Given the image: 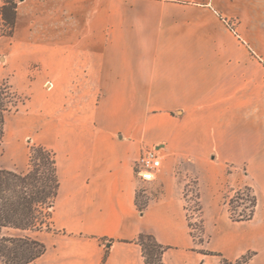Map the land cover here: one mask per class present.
I'll use <instances>...</instances> for the list:
<instances>
[{
	"label": "crops",
	"instance_id": "0c3cea01",
	"mask_svg": "<svg viewBox=\"0 0 264 264\" xmlns=\"http://www.w3.org/2000/svg\"><path fill=\"white\" fill-rule=\"evenodd\" d=\"M3 80L26 98L5 116L0 168L25 172L30 144L56 160L51 228L2 230L45 244L33 264H144L142 232L169 246L164 264H220L203 251L264 264V0H17ZM147 147L165 164L140 212L134 162ZM180 159L214 219L201 248L171 172ZM228 168L257 197L250 220L222 209Z\"/></svg>",
	"mask_w": 264,
	"mask_h": 264
},
{
	"label": "trees",
	"instance_id": "16d2710c",
	"mask_svg": "<svg viewBox=\"0 0 264 264\" xmlns=\"http://www.w3.org/2000/svg\"><path fill=\"white\" fill-rule=\"evenodd\" d=\"M17 0H1L0 21L5 26L1 35L10 36L16 18ZM24 102L7 80L0 82V145L4 137L6 113L17 109ZM59 180L54 152L41 145L29 147L28 166L25 172L0 168V262L3 264H33L46 250L41 241L26 235L4 234V228H14L21 232L50 229L51 208L57 195ZM228 204L229 218L233 222L250 220L255 214L257 197L251 187L243 185L233 190ZM236 202V204H234ZM148 202L136 206L143 211ZM239 204L242 208L237 212ZM237 213V214H236ZM189 232L194 243L201 244L204 239L195 241L192 228H203L198 222H188ZM206 240V239H205ZM208 240V239H207ZM206 240V241H207ZM135 242L140 246L144 264H164L163 253L169 248L160 244L151 233H139ZM220 256V264H245L252 252H247L236 260H228L219 253L205 252ZM106 254L102 259V264Z\"/></svg>",
	"mask_w": 264,
	"mask_h": 264
},
{
	"label": "rangeland",
	"instance_id": "374dc122",
	"mask_svg": "<svg viewBox=\"0 0 264 264\" xmlns=\"http://www.w3.org/2000/svg\"><path fill=\"white\" fill-rule=\"evenodd\" d=\"M1 3V0H0ZM5 26L3 23L0 21V35L4 31ZM21 97L24 98L25 101V95H21ZM22 105L19 104L17 109H12L9 112L6 113V118H7V124H10L13 122L15 119V116L17 114V111ZM5 131V130H4ZM30 143V139L27 140ZM4 137L2 140V143L0 145V157L2 158L4 155ZM32 145V144H30ZM161 156V167L159 171L163 168L165 159L163 158V155L159 153ZM171 172L175 180L177 181L179 188L181 190L182 198L184 201V206L188 207V212H186L187 215V221L191 223L192 225L195 226V224L198 222L199 225L202 226V230H198L197 228L193 227L192 232L195 237V241L198 242L199 238H203L204 241L201 244L195 243L196 247H204L205 241L208 239V232L204 231V226L206 227H213L214 225V219H210L206 223L205 219L202 218V213H201V206H200V200H199V185H198V170L194 166L192 161L185 160V159H180L174 162V164L171 167ZM231 172L230 168L227 169L226 171V180H224L221 190H220V201L222 205V209L224 210V213L229 218V214L227 211L228 204H223L224 201L229 202L231 201V197L234 194V189L241 187L243 185H249L246 181L245 178V171L244 169H240L237 174H235L234 179L232 181L229 180V173ZM155 180V179H154ZM153 181L151 182H143L140 179H138V191L136 194V203L138 206L144 205V203L148 202L150 198L149 194V185L152 184ZM250 187V186H249ZM147 190V192H146ZM236 204V202H234ZM184 207V208H185ZM242 208V205L239 204V207H237V212ZM260 212V208L258 209ZM237 214V213H236ZM206 239V240H205Z\"/></svg>",
	"mask_w": 264,
	"mask_h": 264
},
{
	"label": "built area",
	"instance_id": "2783aa9c",
	"mask_svg": "<svg viewBox=\"0 0 264 264\" xmlns=\"http://www.w3.org/2000/svg\"><path fill=\"white\" fill-rule=\"evenodd\" d=\"M160 150L155 147H147L141 151L134 162V171L143 182H151L161 167ZM185 207V206H184ZM185 211L188 212L186 204Z\"/></svg>",
	"mask_w": 264,
	"mask_h": 264
}]
</instances>
